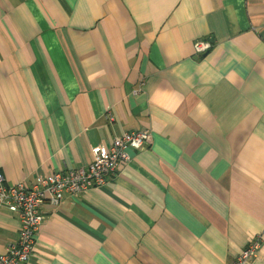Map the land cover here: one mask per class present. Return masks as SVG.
Listing matches in <instances>:
<instances>
[{"label":"crops","instance_id":"crops-1","mask_svg":"<svg viewBox=\"0 0 264 264\" xmlns=\"http://www.w3.org/2000/svg\"><path fill=\"white\" fill-rule=\"evenodd\" d=\"M144 127L106 185L45 203L26 264H231L260 234L264 264V0H0L8 183ZM19 228L0 208V254Z\"/></svg>","mask_w":264,"mask_h":264},{"label":"built area","instance_id":"built-area-1","mask_svg":"<svg viewBox=\"0 0 264 264\" xmlns=\"http://www.w3.org/2000/svg\"><path fill=\"white\" fill-rule=\"evenodd\" d=\"M212 46L209 39H200L195 42L194 50L203 56ZM152 139V131L148 127L125 132L109 145L95 147L93 160L87 166L40 175L34 182L10 184L0 173V208L16 213L20 220L18 238L9 242L6 251L0 254V264H26L31 259L45 220V203L60 205L68 200H77L88 189L106 185L109 178L131 161L128 150L149 148ZM262 239L261 234L256 236L231 264H248L253 260L262 246Z\"/></svg>","mask_w":264,"mask_h":264}]
</instances>
